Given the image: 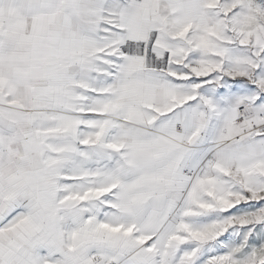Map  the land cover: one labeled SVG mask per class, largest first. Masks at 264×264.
<instances>
[{
    "label": "snow or ice",
    "instance_id": "snow-or-ice-1",
    "mask_svg": "<svg viewBox=\"0 0 264 264\" xmlns=\"http://www.w3.org/2000/svg\"><path fill=\"white\" fill-rule=\"evenodd\" d=\"M0 264H264V0H0Z\"/></svg>",
    "mask_w": 264,
    "mask_h": 264
}]
</instances>
